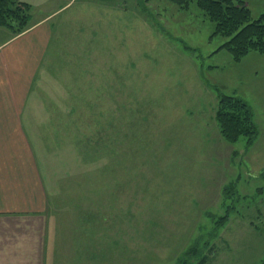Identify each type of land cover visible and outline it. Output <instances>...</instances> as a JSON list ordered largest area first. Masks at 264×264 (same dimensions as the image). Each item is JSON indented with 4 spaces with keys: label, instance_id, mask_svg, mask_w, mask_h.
Returning <instances> with one entry per match:
<instances>
[{
    "label": "rangeland",
    "instance_id": "obj_1",
    "mask_svg": "<svg viewBox=\"0 0 264 264\" xmlns=\"http://www.w3.org/2000/svg\"><path fill=\"white\" fill-rule=\"evenodd\" d=\"M23 1L35 16L70 0ZM244 1L254 18L264 12V0ZM57 14L56 37L74 42V72L90 74V111L76 112L59 143L38 145L57 154L44 170L53 258L72 257L53 264H82L88 245L101 252L97 264H177L196 241L207 260L188 264H260L264 53L237 61L216 51L229 37L215 33L197 0H71ZM220 93L251 105L259 128L252 144L222 136Z\"/></svg>",
    "mask_w": 264,
    "mask_h": 264
},
{
    "label": "crops",
    "instance_id": "obj_2",
    "mask_svg": "<svg viewBox=\"0 0 264 264\" xmlns=\"http://www.w3.org/2000/svg\"><path fill=\"white\" fill-rule=\"evenodd\" d=\"M70 1L35 16L31 6L30 25L21 33L0 25V264L72 261L62 252L53 258L57 251L50 240L53 220L44 170L57 154L38 147L59 143L76 112L90 111L85 94L90 74L74 72V42H60L52 23ZM76 82L82 87L76 88ZM52 127L58 134L50 140L44 133L49 135ZM81 255L80 263L97 264L101 252L88 245Z\"/></svg>",
    "mask_w": 264,
    "mask_h": 264
},
{
    "label": "trees",
    "instance_id": "obj_3",
    "mask_svg": "<svg viewBox=\"0 0 264 264\" xmlns=\"http://www.w3.org/2000/svg\"><path fill=\"white\" fill-rule=\"evenodd\" d=\"M175 1L188 7L189 0ZM197 3L215 22V33L229 37L216 51L227 49L237 61L254 50L264 53V12L254 18L244 0H197ZM30 18L31 4L27 1L0 0V25L9 27L17 34L29 27ZM215 118L222 136L228 142L234 143L241 136H246L247 143L252 144L258 137L259 128L252 107L240 96L220 93ZM236 192L235 182L224 187V195L228 199ZM231 208L233 205H227L225 214L216 221L217 226L226 224ZM193 257H201V262L207 260L198 241L188 248L177 264H188ZM260 264H264V258Z\"/></svg>",
    "mask_w": 264,
    "mask_h": 264
}]
</instances>
